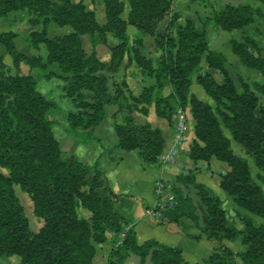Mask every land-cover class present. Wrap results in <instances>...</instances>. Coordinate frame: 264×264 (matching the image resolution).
<instances>
[{
    "label": "trees",
    "instance_id": "16d2710c",
    "mask_svg": "<svg viewBox=\"0 0 264 264\" xmlns=\"http://www.w3.org/2000/svg\"><path fill=\"white\" fill-rule=\"evenodd\" d=\"M258 1L264 4V0ZM102 2L103 23L83 0H0V20L13 11H27L30 23L40 26L30 31L28 44L36 48L42 43L45 47L44 55L26 54L16 47L13 31H0V44L7 54L0 56V166L8 170L7 175L0 171V259L12 257L17 264H94L95 246L111 233L112 248L106 264H124L130 254L137 256L140 264H145L148 255L151 264L185 262L175 247L152 238L138 243L133 220L118 210V196L97 161L83 162L60 148L53 131L57 103L37 89L39 80L56 78L75 107L66 114L68 130L92 144L96 157L109 149L94 135L106 118L108 106H117L115 113L126 112L121 122L113 121L117 141L112 148L136 150L145 164L157 162L165 137L149 122H136L131 111L146 113L145 105L153 103L156 115L171 123L177 108L187 109L193 119L188 157L192 164L208 165L213 158L225 163L219 185L244 210L240 217L243 228L238 229L227 218L220 198L197 182L193 171L174 176L177 202L164 210L167 221L185 230L182 218H188L205 238L220 244L203 264H264V223L254 218H264V190L252 177L247 160L231 147L234 141L252 156L255 166L264 170V85L239 78L238 90L226 58L210 48L206 37L208 25L232 31L259 18L264 41L261 6L221 4L212 8L198 28L188 18L176 23L175 0H126L125 18L122 0ZM51 23L69 26L70 31L49 36ZM129 26L137 32L132 42ZM85 34L93 45L105 44L109 37L115 40L109 46L107 63L94 51L84 50L80 36ZM144 35L151 36L161 51L155 64L141 52ZM229 43L244 67L264 75V51L250 33ZM202 57L208 69L220 72V80L209 70H201ZM121 63L133 64L152 80L138 95H128L131 103H126L128 97L121 84L113 83V90L108 85L106 72L113 74ZM8 65L14 73L6 71ZM23 66L28 67L27 73L22 72ZM194 73L211 102L189 93ZM258 177L264 182V176ZM15 186L29 197L33 213L42 222L37 231L29 226ZM79 209L87 216H80ZM223 239L238 240L244 248L234 250L221 244Z\"/></svg>",
    "mask_w": 264,
    "mask_h": 264
},
{
    "label": "crops",
    "instance_id": "0c3cea01",
    "mask_svg": "<svg viewBox=\"0 0 264 264\" xmlns=\"http://www.w3.org/2000/svg\"><path fill=\"white\" fill-rule=\"evenodd\" d=\"M182 1V3H180ZM211 0H175V10L180 16V20L186 18L194 21L195 25L199 28V18H204L211 11ZM223 1L224 0H220ZM229 1V0H227ZM182 4V5H181ZM232 4H250L260 5L257 0H233ZM208 41L212 49L221 52L226 58L227 62L230 61L233 66L242 73L251 74L248 68L244 67L238 56L235 55L231 49L229 40L231 38L239 37L244 29H236L231 32H227L220 27L209 25L207 27ZM212 38V43L210 42ZM83 47L85 50L88 48L86 39L88 35H82ZM87 44V45H86ZM88 51H94L99 59L103 62L109 61V48L105 44H90ZM135 69L134 65H126L121 63L117 71L114 72V79L116 81L126 79L128 71ZM56 71V69H55ZM259 78V76H254ZM45 97L52 99L57 103L58 113L56 115V124L53 126V131L59 141L60 148L69 154H74L81 161L86 163H92L97 161L98 168L104 172L109 186L115 194H117V208L127 218L132 219L136 231V239L138 243H141L147 239H155L156 241L175 247L180 250L184 259L182 264H203V260L207 258L215 248L220 244L218 242L209 240L204 237L200 228L194 224L188 218H182V222L185 226V230H182L180 226L175 223L168 222L167 220H158L148 214V208L152 207L155 202V196L153 192V183L158 178H164L173 180L176 174L170 167L163 165L159 160L154 164H145L140 160L138 151H123L116 150L112 147L117 141V135L113 128V119L111 112L114 106H110V112H106V118L104 122L98 126L94 135L98 137L109 149H106L102 155L96 157V149L90 143H85L81 136L69 131L68 123L66 121L67 112L75 111V107L69 98L62 97V89L60 83L54 79L42 80L37 85ZM197 92L195 95L203 100L211 101L205 94L202 87L198 84L196 86ZM191 91V86H190ZM134 93L135 90H133ZM60 116V117H59ZM190 132L188 135V142L184 143V160L190 163L188 157L189 145L193 138V119L189 116ZM60 121V122H58ZM165 123L160 122L159 126L163 129V133L166 139L165 145H170L172 133L170 131L169 137H166ZM210 164H216L222 169L225 167V163L212 159ZM222 172V171H221ZM195 179L197 182L203 183L211 188L214 193L220 198L222 205H230L231 209H239L232 200L231 196L224 193L219 185V174L210 172L209 170H203L195 173ZM237 212V210H236ZM237 228L239 226L235 224ZM233 241L223 239L221 244L231 247ZM112 248L110 242V234L107 233L104 243H99L95 246V255L93 257L94 264H106L107 255ZM235 249V248H234ZM145 264H151L150 256L148 255L144 261ZM124 264H140V260L137 256L130 254Z\"/></svg>",
    "mask_w": 264,
    "mask_h": 264
},
{
    "label": "rangeland",
    "instance_id": "374dc122",
    "mask_svg": "<svg viewBox=\"0 0 264 264\" xmlns=\"http://www.w3.org/2000/svg\"><path fill=\"white\" fill-rule=\"evenodd\" d=\"M72 1H77V0H72ZM122 1L125 4L122 16H123V18H125L126 14H127L128 7H127L126 0H122ZM232 1L233 0H229V1L224 0V2H223V1H220V0H211L210 1V3L212 4L211 8H214L216 6H219L221 4H226V3L232 4ZM83 3L86 5L87 8H89V9L93 8L94 9L96 17H97V19L100 22L103 23L105 21L104 6H103L102 0H93L92 2H91V0H83ZM180 3H182V1H180ZM254 6H257V5H254ZM258 6H261V8H262V10L264 12V4L260 3V5H258ZM210 13H211V11H210ZM179 18H180V16L178 17L176 23L183 21V20H180ZM204 18H199V25H200L199 28H201V21ZM207 27H206V29H207ZM33 29H40V26L37 25V24L33 25V24L30 23V14L27 11H25V10L13 11V12L9 13L6 17H4V18H2L0 20V31H13L15 33V38H14L15 45L20 51H22V52H24L26 54L44 55L45 54V47H44V45L42 43H40L38 45V47H36V48H32L28 44L27 38H28V35H29L30 31L33 30ZM242 29H244V31H242L240 36L236 37L235 39L240 38L244 33L248 32L257 41L258 45L264 51V48H263L264 41H263V37H262V32H263L262 20L257 18L255 22H253L252 24H250L248 26H245ZM69 31H70V27L69 26H57V25H55L53 23L49 24L48 28H47V33H48L49 36L62 35V34L67 33ZM227 32H231V31H227ZM127 33H128V35L130 37V41L132 42V40H134L135 34H137V32L135 31V29L133 27L129 26L127 28ZM206 37H207V41H208L207 30H206ZM80 39H81V36H80ZM86 40H87L86 43L89 44V45H88V48H86L87 50H85V49L84 50L87 53H92L93 51H91V52L88 51L90 46H91L90 44L92 43L90 37L88 36V39H86ZM141 40H142V44L140 45L141 52L144 54V56H146L147 58L151 59L153 64H155L157 62V60H158V57H159L161 51L157 48V46L155 45V43L153 41V38L151 36L144 35V36H142ZM81 42H82V46H83V40L82 39H81ZM210 42L211 43L213 42L212 38H210ZM114 43H115V40L113 38L109 37L108 41H107V43H105V45L109 48V46L113 45ZM98 44H102V43H98ZM208 44H209V41H208ZM209 46H210V44H209ZM93 47H94V45H93ZM210 48L212 49L211 46H210ZM251 51H253V49H251ZM6 55L7 54H6V51H5V47L2 44H0V56L6 57ZM109 55H110V50H109ZM96 56H97V54H96ZM131 65H133V64H131ZM226 66H227V69L229 71L230 76L235 81V83H237L238 90L241 89L240 86H239V83H238V79L239 78H241L242 80H244V81H246L248 83H250L252 81H256V82L264 85V75H262L260 73H257L256 71H254L252 69H248V70H250L251 74L242 73L243 75L241 76L239 71L233 66V64L230 61L227 62V60H226ZM200 68H201V70H203V69L204 70H209V72L212 74V76L216 80H220L222 78V75L220 74V72L218 70H212V69H208L207 68L204 57H202V59L200 61ZM137 70H138V68H137ZM6 71L8 73H10V74L14 73V70L10 67V65H8L6 67ZM104 71H106V70H104ZM22 72L23 73H27L28 72V67L27 66H23L22 67ZM128 72L129 73L126 76V79H121V80H118V81H116L114 79V74L106 72V74L109 76L108 85L110 87V90H113V86H112L113 83L121 84L120 87L122 88V90L124 91V93L128 97L129 94L138 95L140 93V91H141V88L144 85H147V84L152 82V80L149 77H147L144 74H142L139 70H138V73H137V71L135 69H132V70H130ZM195 76H196V73H194L191 76V84H190L191 91H190V86H189V93L193 94V95H195V93L197 92L196 86H198V83L196 82ZM254 76H259V78L257 79ZM50 79H54V81L57 80L60 83V87H61V81L59 79H56V78H50ZM42 80H49V79H41V80H39L37 82V85ZM61 89H62V87H61ZM133 90H135L136 93H134ZM202 94L205 96V93H202ZM62 97H64V98L66 97L64 95V93L62 94ZM66 98H68V97H66ZM208 98H210V97L208 96ZM201 100H203V99H201ZM261 100L264 101V96H261ZM203 101H207V100H203ZM127 102L128 103L132 102L129 97L126 100V103ZM207 102H209V101H207ZM111 106H114L113 107V111L111 112V117H112L113 121L116 120L118 122H121L123 120V118H124V115H126V112L124 111V112L115 113L117 111L118 107L115 106V105H111ZM145 106L147 108V112L146 113H141L140 111H137V110L133 109L130 114H131V116H133V118H134V120L136 122L147 121L152 126H156V127L160 128L162 133H163V129L159 126V124H160L161 120H162V122L165 123L164 127L166 128V130H165L166 137L167 136L169 137L170 131L172 132L170 134V136H171L170 145H165L164 149L162 151V152H166L171 147L172 142H173V138H174L175 126H176V118L173 115L174 113L172 114V122L168 123V121L166 119L161 118V117L156 115L153 103H151L149 105H145ZM109 107L110 106H108L106 108V112L107 113L110 112ZM57 113L55 114V117H56ZM114 114H116V115L114 116ZM189 116H190L189 113L186 114V127H187V129H186V132H185V136L186 137L184 139V143H186V141L188 142V135H189V132H190V126L188 124L189 123L188 122L189 121V119H188ZM58 122H60V121H58ZM54 126H57V124H55ZM224 132H225V134L227 136H229V134H228V132L226 130H224ZM163 135H164V133H163ZM55 136H56V134H55ZM165 142H166V139H165ZM184 143H183V145H184ZM183 145H182V148H183ZM231 147H232L233 151L236 154L243 156L247 160V162L249 164V167H250V172H251L252 177L261 186V188L264 190V182H263V180L260 177H258V175L264 176V170H262V169L258 168L257 166H255L252 156L249 155V154H246L240 148V146H238L234 141L231 142ZM182 148L178 150V160H179V162H182V163L186 164V166L188 167L187 171H193V172L196 173V172L200 171L201 169H203V170L207 169L210 172L215 173L216 175L219 174V177H220L221 174H223L225 172L226 165L222 169V167H220V166H218L216 164H210V162H209L208 165H205V164H192L191 161H190V163L186 162L184 160L185 159L184 158L185 157L184 156L185 155L184 154V149H182ZM67 154H69V153H67ZM157 162H158V160H157ZM162 164L170 167L172 169V171H173V174L181 173L182 170H183L181 168L172 166L169 163H166V164L162 163ZM0 171L3 174H5V175L8 174V170L6 168L2 167V166H0ZM171 181L173 183V180H171ZM173 186H174V183H173ZM15 191H16V194H17L18 199L20 201V204L23 207L24 213H25L26 217L28 218L29 226H30L31 230L37 231L39 229V227L41 226L42 222L33 213L31 200L29 199V197L26 194L21 192L17 186H15ZM184 192L188 193V190L184 189ZM189 193H191V196L194 199H196L194 194H193V190H190ZM222 206L226 210L227 218L234 225L237 224L239 226L238 229H242L243 225L240 222V217L245 213L244 210L239 208V207H236V208H239V209H236L237 210V212H236V210L230 208V205L224 204ZM78 213L82 217L87 216V212L84 209H79ZM254 218L256 219V221L258 223H264V218L257 217V216H255ZM158 220H160V219H158ZM109 234H110V242L112 243L113 235L111 233H109ZM121 235L122 234L120 233L119 234V238H121ZM229 241H231V240H229ZM233 242L234 243H231V245H230L231 247L230 248H232V249L235 248L234 250H242L244 248V246L240 243V241L234 240ZM92 262H93V259H92ZM0 264H17V260L13 259L12 257H10V258L3 257V258L0 259Z\"/></svg>",
    "mask_w": 264,
    "mask_h": 264
},
{
    "label": "built area",
    "instance_id": "2783aa9c",
    "mask_svg": "<svg viewBox=\"0 0 264 264\" xmlns=\"http://www.w3.org/2000/svg\"><path fill=\"white\" fill-rule=\"evenodd\" d=\"M186 114H188L187 109H176L173 114L176 118V126L172 145L166 152H162L158 156V160L162 163H169L172 166L183 169L184 171L182 170L181 173L188 172V167L186 164L179 162L178 160V150L182 148L184 139L186 137ZM173 188L174 186L171 180L158 178L154 181L153 192L155 196V202L153 206L148 209V214L160 220H167L164 210L174 207L177 202L174 196Z\"/></svg>",
    "mask_w": 264,
    "mask_h": 264
}]
</instances>
